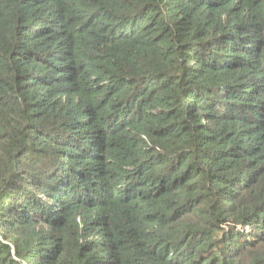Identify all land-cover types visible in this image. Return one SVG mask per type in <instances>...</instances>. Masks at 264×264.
I'll return each mask as SVG.
<instances>
[{
	"label": "trees",
	"instance_id": "obj_1",
	"mask_svg": "<svg viewBox=\"0 0 264 264\" xmlns=\"http://www.w3.org/2000/svg\"><path fill=\"white\" fill-rule=\"evenodd\" d=\"M0 264H264V0H0Z\"/></svg>",
	"mask_w": 264,
	"mask_h": 264
}]
</instances>
